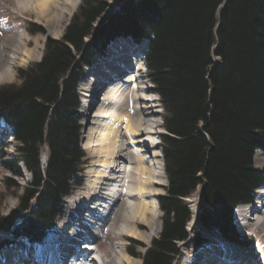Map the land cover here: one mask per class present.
I'll return each mask as SVG.
<instances>
[{"label":"trees","instance_id":"obj_1","mask_svg":"<svg viewBox=\"0 0 264 264\" xmlns=\"http://www.w3.org/2000/svg\"><path fill=\"white\" fill-rule=\"evenodd\" d=\"M119 1L97 26L108 0H81L61 37H47L41 58L19 69L20 82L0 84V118L16 143L15 156L0 161L10 172L3 183L17 188V163L32 177L17 207L0 213V244L43 242L65 213L63 199L82 183L86 163L79 82L108 42L128 35L146 39V75L163 107L159 138L168 178L158 197L162 227L143 264L174 263L178 243L190 235L186 198L199 186L209 204L199 215L207 230L250 245L233 210L264 183V166L255 165L256 153L264 154V0ZM194 240L206 238L196 233Z\"/></svg>","mask_w":264,"mask_h":264},{"label":"bare ground","instance_id":"obj_2","mask_svg":"<svg viewBox=\"0 0 264 264\" xmlns=\"http://www.w3.org/2000/svg\"><path fill=\"white\" fill-rule=\"evenodd\" d=\"M74 1L0 0V19L5 18L7 8L16 12L34 8L38 17H44L48 24L53 25L58 16L55 9L67 10ZM110 9L108 6L104 13L107 15ZM112 11L111 9L110 13ZM4 29V23H0V80L10 76L9 67L19 51L23 50L27 56L33 54V51L24 47V37L15 36L14 33L1 36ZM124 41L128 40H121L98 55L94 62L98 63L96 68L90 69L88 77L81 80L82 101L92 105L90 120L84 129V144L94 160L87 170L86 185L70 206V221L66 223L68 229L65 230L68 234L61 240H52L47 247L36 252L20 243L0 248V264H32V259L34 264H65L76 236L85 231L88 239L92 240L90 245L80 244L81 258L86 264H139L124 241L129 237L147 241L155 231L159 214L153 198L162 194L160 185H163L162 176L165 172L160 141L158 138L154 141L151 137L156 132L151 119L153 111L148 107L149 111L146 112L140 105L142 96L138 92L145 94L147 87L138 89L140 85H134L136 78H131L128 73L109 80L102 88L101 97L95 96L104 79L119 73L129 63L136 62L140 66V48L144 46L143 42L135 48ZM128 50L131 53L126 55ZM144 99L146 102L151 100L147 97ZM3 132L5 131L0 132V143L6 136ZM45 158L46 154L43 156L44 161L47 159ZM165 177L168 184L166 172ZM111 183L114 190L106 191ZM99 201L101 203L98 205ZM105 202L106 204H102ZM103 205V215L91 231L85 230V226L82 229L72 227L79 222L75 217L79 215L78 218L84 220L88 209H100ZM254 206L245 222L242 218L247 216V210L244 214L241 213V217L237 216V219L239 226L248 225L253 233H258L262 254L249 258V254H245L243 249L222 245L224 248L202 249L204 252L200 251L190 264H264V202ZM241 210L243 211L240 208V212ZM198 220L199 216L194 211L188 228L195 227ZM87 246L90 248H86Z\"/></svg>","mask_w":264,"mask_h":264},{"label":"rangeland","instance_id":"obj_3","mask_svg":"<svg viewBox=\"0 0 264 264\" xmlns=\"http://www.w3.org/2000/svg\"><path fill=\"white\" fill-rule=\"evenodd\" d=\"M109 2V7L114 11L115 9H119L120 8V1L119 0H108ZM76 3V4H75ZM81 3V0L78 1H74V4L72 2V6L70 5L69 8L67 10H61V9H55L58 12V16L55 19L56 21L53 23V25L48 24V22L46 21V19L44 17H38L37 13L34 11V8H29L27 10H22L21 12H16L14 10H12L11 8H7V14L5 16V18H1L0 19V23H4L5 29L3 30V33L1 36L10 34L11 35L14 33L15 36H22L24 37L23 39L26 41L24 47H26L27 50H30L31 52L33 51L32 55H25L23 53V50L19 51V53L16 55V57L14 58V62L13 64L9 67V71H10V76L4 78L3 80H0V84H7V83H19L20 82V76H19V69L21 67H25L28 64H30L31 62L34 61H38L43 53V49H44V43L47 37H54V38H60L63 30L66 26V24L68 23V21L70 20L71 16L73 15V13L76 11V9L78 8L79 4ZM71 4V3H70ZM34 9V10H33ZM111 9L109 10L108 14L106 15L105 13L102 14L101 17H99L96 25H100L101 22H103L106 17L109 16V13L111 11ZM53 10V12L55 11ZM10 11V12H9ZM60 15V16H59ZM28 26H33L35 28H38L40 31L36 32V33H30L27 30ZM118 38V37H117ZM124 38H127V40L129 41H124L127 42L131 47L132 45H134L131 41L130 38H132L131 36H125ZM132 40V39H131ZM135 43V41H133ZM110 42L107 43V46L109 45ZM132 43V44H131ZM137 43H139V41H137ZM136 43V44H137ZM106 46V47H107ZM136 46V45H135ZM134 47V46H133ZM144 49V46H143ZM96 57L93 59L95 60ZM94 62V61H93ZM97 61L96 63L91 67L88 68L86 71V77H88V75L90 74L89 71L90 69H94V67L96 68L97 65ZM141 78L143 79L141 82L142 84L146 85L147 88V92L145 94H143L142 92H138V95L150 98L151 100L146 102L145 99L141 100L140 105L142 106L143 110H145L146 112H148L149 110L153 111L151 119H152V123H153V129L155 132V134H152V139L155 141V139L158 138V134L160 131L163 130V117H162V107L161 104L159 102V97L158 95L152 90V84L149 81V79L145 76V72H141ZM108 81H106V83L103 81V83L101 84V86L103 85L102 88H104V85L107 84ZM137 83L134 82V85H136ZM131 85H133V82L131 83ZM101 86H99L97 92L95 93V96H98L99 98L101 97V93H102V89ZM81 81L79 82L78 85V90L80 93V100H81V105L79 108V114H80V123L82 125V130H81V145L82 148L85 151V166H84V182L82 185H86V181L88 178V167H90L93 164V160H94V156L92 155V153L89 151V148L85 146L84 144V129L87 125L88 120H90V111H91V107L92 105L86 102V101H82V92H81ZM101 91V92H100ZM101 94V95H100ZM142 99V98H141ZM153 99V100H152ZM149 107V110H147ZM88 108V109H87ZM7 126L4 124H2V122L0 121V132L5 131L3 133H6V136L4 137V141L0 143V161L1 160H5V159H11L15 156L16 153V143L13 140V138L11 137V135L7 132ZM9 131V130H8ZM46 154V153H45ZM93 156V157H92ZM93 158V159H92ZM46 159V158H45ZM44 160H43V164H44ZM255 165L258 167H263L264 166V154L262 152H257L255 155ZM18 166V172L13 176V180L15 181V183L18 185L16 189L12 188V190L14 189L15 192L12 193V190H8V188L5 186V184L3 183V177L8 176L10 174L9 171L5 170L2 166H0V213L3 215L9 214L11 211H13L17 205H18V197L17 195L20 194L22 192V188L23 186H25L26 184H28L32 177L30 172H28L20 163L17 165ZM167 176V175H166ZM162 180H163V186L160 185V187L162 188V194L165 193V187L167 185V180L165 177V172L162 176ZM158 196L157 195L154 199L155 204L157 209H158V214L159 217L156 221V229L153 232V234L149 237V239L147 241H142V240H137L136 238H132L129 237L128 239H126L124 241V243L126 244V246H128V248L133 252V250H135L137 253V255H133L135 256L138 260H139V264H143V259H142V254L144 253V251L146 250V248L148 246H150L151 241L154 237H156L158 235V233L161 230L162 227V211L160 209L159 203H158ZM191 210H192V216L194 211H196V215H200V213L202 212L204 206L208 207L209 204L203 199L202 193H201V188L200 186L189 196L186 198ZM65 201V205H66V210L68 214L70 212L69 209V203L70 201L67 199L64 200ZM199 204V206H198ZM198 211V213H197ZM238 214H236L237 216L241 217V213H243V211L241 210V212L239 211ZM247 216L244 218H242V220L245 222V220L247 219V217H249L250 212L248 211V213H246ZM235 215V216H236ZM235 219V217H234ZM242 222V221H241ZM235 225L237 230L239 231V233H241L242 235H247L250 238H252V243L248 246H243V252L245 254H249V258L251 257H255L258 256L259 253L262 254V246H260V240L258 237V233H253L251 231L250 226L248 227V225H240L238 221L235 219ZM146 229V228H143ZM187 229L189 231V237L187 238V240L185 242H180L178 243V247L180 249L179 254L176 257V260L174 261L173 264H190L191 260L204 248L210 249V248H222V244L224 246H228L227 242L223 236H221V234L219 233V231L217 229L213 230V231H209L207 230V228L205 227V225L203 224V221H201V219L199 218L198 222L196 223L195 227L193 228H188V224H187ZM196 233H200V235H202L203 237L206 238V240H208L209 242L205 241L203 243L206 244H210L211 245H207V246H203L202 244L196 245V242L194 240V235H196ZM49 238V243H50V239L52 237H48ZM20 244H27V241L25 239H21L18 241ZM227 242V243H226ZM215 243V244H214ZM18 244V243H17ZM260 244V245H259ZM25 245V244H24ZM35 245V244H34ZM200 246H202L201 250H199L198 248H200ZM224 248V247H223ZM199 250V251H198ZM237 251V250H236ZM204 252V251H201ZM213 257V256H212Z\"/></svg>","mask_w":264,"mask_h":264},{"label":"water","instance_id":"obj_4","mask_svg":"<svg viewBox=\"0 0 264 264\" xmlns=\"http://www.w3.org/2000/svg\"><path fill=\"white\" fill-rule=\"evenodd\" d=\"M222 5V4H221ZM115 10H117V9H115ZM110 15V14H109ZM234 241V240H233ZM237 243H240V244H242L243 245V243L241 242V241H239V240H235Z\"/></svg>","mask_w":264,"mask_h":264}]
</instances>
